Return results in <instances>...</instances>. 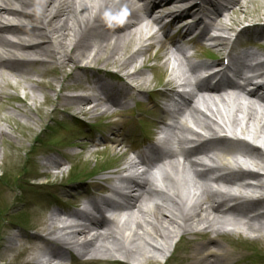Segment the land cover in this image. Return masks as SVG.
<instances>
[{
    "label": "bare ground",
    "instance_id": "bare-ground-1",
    "mask_svg": "<svg viewBox=\"0 0 264 264\" xmlns=\"http://www.w3.org/2000/svg\"><path fill=\"white\" fill-rule=\"evenodd\" d=\"M241 4V0H0V73L8 70L12 77L22 79L32 72L31 64H41L46 68L55 63L60 69L70 65L71 73L67 77L75 80L79 79L77 71L84 74L94 71L85 75L84 82L89 85L81 89L87 91L86 94L65 98L83 114L98 108L106 112L111 107L120 112L129 108L130 102L138 96L149 92L145 88L146 79L142 69L138 67L129 72L124 66L131 65L136 59L144 66L146 58L140 59L141 56L152 44H158L161 47V64L168 67L165 87L160 93L167 101L173 93V84L177 80L184 81L183 71L190 64L185 49L177 41L168 40L167 33L184 21L185 16H189L191 24L179 31L181 40H186L196 32L198 44L208 43L223 52L231 43L227 31L233 23V19L225 12ZM164 10L168 13L154 15ZM166 17H170V20L164 29H160L158 25ZM256 32L261 37L254 44L264 40V28ZM164 40H168L167 45L161 46ZM248 40L243 42L245 47L240 52H237V46L232 45L229 54L240 84L230 81L220 86L206 87L202 93L191 92L181 104L175 102L172 109L161 110L162 116L171 119L168 130L176 129L179 135L190 132L191 140L201 138V146L193 151L182 153L178 158L165 152L156 162L146 164L149 168L155 167L161 158H171L155 171L160 175L155 177V181L161 183L162 188L153 187L154 172L151 174L149 171L152 168L144 170L141 173L144 177L140 180L119 175L120 170L133 167V159L125 160L124 165L110 171L114 176L108 178L111 179L108 187L119 195V203H113L105 197H89L83 208L70 212L51 211L45 221L49 230L47 234L51 238L41 234H34L30 239L26 235L21 236L22 241L48 245L36 249V257H23L28 259L25 264L64 261L70 256L69 251H65L67 249L77 250L79 257L88 258L90 264L97 259L102 262L114 259L116 262L118 259L115 256L123 258L120 260L127 264H146L160 255L157 252L161 253L158 258L163 260L173 248V237L186 235L191 237L187 242L189 246L176 255L183 264H238L243 261L246 257L243 250L233 245V240L226 244L222 238L232 235L234 228H241L245 236L255 240V243L264 237V195H261L264 193V172L260 175L242 171L239 161H245L236 155L248 158L264 171V151L253 149L239 139L229 141L218 133L224 130L250 133L261 138L264 149V95L246 90V86L252 84L256 72L264 70V58L256 50L247 47ZM132 43L136 44V49L129 50ZM100 57L104 62L116 59L118 65L124 68L121 86L113 84V81H105L106 75H97L99 68L94 64ZM159 57L153 55L151 58ZM170 59L176 60L180 68L177 77L170 66L173 65ZM249 59L258 60L259 66L250 67L246 62ZM191 65L204 67L206 64ZM228 89L235 90L230 92L233 93L232 103L230 99L227 101ZM198 101L204 105L205 111L197 106ZM149 104L150 111L158 109L155 102L150 101ZM187 118L205 136L192 132ZM5 134L0 128V137ZM182 139L188 138L180 137L178 141ZM109 141L108 145L115 149L114 144L120 140ZM167 143L165 139L163 144ZM154 149L153 146L150 150ZM90 151H97V148L92 147ZM202 154L214 164L211 173L223 167L236 168L232 172L235 177L233 181L237 182L241 191L239 195L211 190L205 184L211 170L197 173L194 167L196 162L190 160L192 156ZM59 163L57 159L47 157L43 162L52 168ZM247 177H253L261 184L252 186L241 183ZM114 181L125 184L123 192L114 188ZM227 181L229 179L221 180L224 184H230ZM242 192L259 193L260 196L251 199L241 195ZM230 201L239 204L224 208ZM102 206L116 209L112 217V222L117 223L114 229L101 218L104 213ZM259 209L263 212L256 213ZM228 224L234 228L225 230ZM91 230L94 232L91 233ZM192 235L205 239L196 241L197 238ZM18 237L14 233L7 237L8 249H12V244H15L10 243L13 238ZM18 249L17 254H20L34 247L22 244V248ZM97 255L102 257L96 258ZM0 260L2 264H9L3 257Z\"/></svg>",
    "mask_w": 264,
    "mask_h": 264
},
{
    "label": "rangeland",
    "instance_id": "rangeland-1",
    "mask_svg": "<svg viewBox=\"0 0 264 264\" xmlns=\"http://www.w3.org/2000/svg\"><path fill=\"white\" fill-rule=\"evenodd\" d=\"M241 1L242 6L234 5L225 12L233 19L229 28L246 20L264 21L263 0ZM253 32L243 34L239 43H243L246 38L253 39L254 37H251ZM253 36L258 39L261 37L256 34ZM259 43L264 46V40ZM135 47L136 44L132 43L129 45V50H134ZM160 49L157 44H152L141 56L140 59L147 60V62L143 61L144 64L146 62L145 66H142L137 59L131 65H123L125 69L141 68L146 79L145 88L150 92L162 87L164 81L155 77L154 73H157L154 72L155 70L147 67L153 63L151 59L153 55L159 57ZM250 50H256L258 54L264 56L263 48ZM147 56L150 58L147 59ZM118 57L122 58L120 55ZM159 61L161 62L160 57L155 60L156 63H160ZM30 66L32 72L22 79L12 77L8 70H2L0 73V128L6 133L0 137V257L9 264H25L28 259L23 257H36L34 252L36 249L48 246L28 240L22 241V235H26L29 239L34 234L49 236L45 221L51 211L70 212L80 207L78 200L89 195L98 196L104 189L101 178L107 176L106 172L108 173L102 170L119 165L124 156L137 147L136 144L141 147L137 130L133 132L128 128L131 124L125 120L128 118L115 117L116 108L112 107L101 113L99 112L101 108H98L96 111L83 114L75 105L69 104L70 100L66 99L68 96L86 94L80 91L84 85H89L84 82L86 77L82 71H77L80 80L78 82L72 77H67L71 73L70 65L62 69L56 63L46 68L41 64ZM94 66L99 68L108 66L107 71L102 72L106 75L107 82H114L116 77L112 76L110 71L118 72L119 68L124 70L116 59L104 62L102 57ZM139 97L143 100L146 95ZM149 108V105H145L141 107V111L146 110L152 114ZM129 110L130 113L135 112L134 108ZM124 111L130 114L128 109ZM77 116H81L83 120ZM125 125L127 127H124ZM127 134H130L131 138L128 139ZM110 139L120 140L119 143L114 144L115 149L108 145ZM79 143H82L80 144L82 146ZM92 147L97 148V151H90ZM46 157L55 158L60 163L52 168L43 164ZM13 233L18 234L19 237L13 238L10 243L16 245L12 244V249H8L7 237ZM177 237L174 236L172 239L177 245L164 262L160 258L156 260V256L146 264H183L176 255L184 247L189 246L187 242L191 237L189 235L180 237L179 242ZM235 237L232 238L233 245H238L246 256L238 264H264V237L257 240L258 243L250 240L249 236L246 239L244 236ZM195 238L196 241L204 240L200 237ZM222 240L224 241V238ZM22 244L26 247L33 246L34 249L17 254L18 247L21 249ZM252 249L255 256L251 253ZM157 253L161 256V253ZM115 257L123 259L119 256ZM95 261L92 264H123L120 261ZM85 262H82L79 256L74 257L70 254L64 264H85ZM0 264H2L1 260Z\"/></svg>",
    "mask_w": 264,
    "mask_h": 264
}]
</instances>
